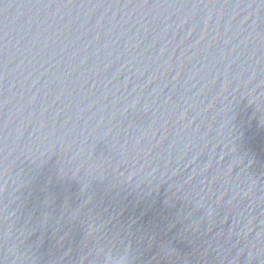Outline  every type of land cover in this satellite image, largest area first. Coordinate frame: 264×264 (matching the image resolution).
<instances>
[{
  "label": "water",
  "instance_id": "1",
  "mask_svg": "<svg viewBox=\"0 0 264 264\" xmlns=\"http://www.w3.org/2000/svg\"><path fill=\"white\" fill-rule=\"evenodd\" d=\"M264 264V120L183 0H0V264Z\"/></svg>",
  "mask_w": 264,
  "mask_h": 264
},
{
  "label": "clouds",
  "instance_id": "2",
  "mask_svg": "<svg viewBox=\"0 0 264 264\" xmlns=\"http://www.w3.org/2000/svg\"><path fill=\"white\" fill-rule=\"evenodd\" d=\"M114 264H125V260H124V258L122 257V258H120L119 260H116V261L114 262Z\"/></svg>",
  "mask_w": 264,
  "mask_h": 264
}]
</instances>
